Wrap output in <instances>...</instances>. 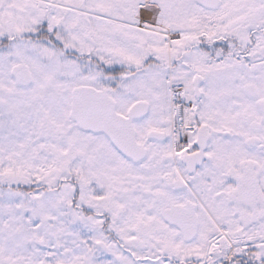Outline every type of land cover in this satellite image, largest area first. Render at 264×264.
Segmentation results:
<instances>
[{
  "label": "snow or ice",
  "instance_id": "snow-or-ice-1",
  "mask_svg": "<svg viewBox=\"0 0 264 264\" xmlns=\"http://www.w3.org/2000/svg\"><path fill=\"white\" fill-rule=\"evenodd\" d=\"M0 264H264V0H0Z\"/></svg>",
  "mask_w": 264,
  "mask_h": 264
}]
</instances>
